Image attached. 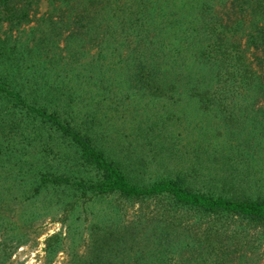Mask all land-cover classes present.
I'll list each match as a JSON object with an SVG mask.
<instances>
[{"label": "trees", "instance_id": "trees-1", "mask_svg": "<svg viewBox=\"0 0 264 264\" xmlns=\"http://www.w3.org/2000/svg\"><path fill=\"white\" fill-rule=\"evenodd\" d=\"M39 1L0 0V22L10 24L9 31L0 32V226L14 230V216L10 213L16 204L21 205L28 198L38 199L43 188L51 192L57 185L66 183L72 184L69 189L81 199L94 201L111 194L141 201L156 199L158 206L163 208L161 216H181L182 213L195 218L228 215L264 225V196L255 195L254 184H250V161L254 153L246 149L226 151L224 157L228 160L236 156L239 164L247 161L244 167L236 169L238 180L233 186L227 185L229 179L218 176L223 184L204 181L203 187L197 188L184 171L173 176L160 174L155 180L141 182L136 175L139 170L129 160L133 157L131 153L139 151L138 145L143 141H162L161 134H153L148 125H139L140 133H131L135 134L131 139L112 137L111 144L115 140L133 143L130 144L134 147L132 151L124 150L126 146L121 149L123 155H119V149L102 141L107 135L100 136L97 131L102 133L100 128L109 117L101 106L116 86L107 73L116 65L129 63L119 55L117 42L119 31L130 24L136 34L133 42L136 45L124 87H131L136 80L138 86L152 95L173 96L187 84L192 96L206 104L208 111L218 114V110H211V105L217 104V108L221 106L226 112L238 101L254 102L264 96V85L258 82V75L251 70L246 57L247 48L235 39L236 35L239 38L246 36L248 45L258 48L264 44V0H232L228 11L204 3L197 10L191 11L194 7H188L184 11L186 3L178 5L179 0H175L176 3L132 0L140 6L138 10L132 9L131 5L124 8L112 5L118 0H49L52 5H60L55 11L60 12L61 19L54 21L53 13L43 15L27 33L29 29L26 30L24 25L36 21L32 7ZM218 1L223 5L226 0ZM170 4L175 7L172 12ZM174 13L180 17L173 18ZM169 33L178 34L179 45L207 42L197 53L206 55L205 60L213 63L207 75L180 73L179 66L185 68L186 63H181L180 52L176 54L177 43L166 44L163 40ZM109 39L116 40V44L109 43ZM153 44L161 46L154 47ZM93 46L99 49L90 58L88 66L92 69L89 73L81 59ZM162 46L166 51L161 54ZM112 55L114 58L107 64L104 60ZM167 62H172V66L166 67ZM84 99L89 102L82 104ZM4 103H10L21 116L20 128L34 131L27 136L28 141L23 139L19 144L15 141L16 135L11 137L17 134L14 127V131L2 127V122H7L8 116L12 115V112L4 111ZM82 116L85 120L79 121ZM48 132L68 141L67 146L77 152L74 164L84 169L70 171L66 165L55 166L39 156L42 150L36 148L41 147L42 141L47 144V138H54L47 135ZM34 141L37 143L31 147ZM66 141L59 142L58 148L66 151L63 145ZM238 147L246 148V145ZM52 148L47 146L43 150ZM57 156L62 158V154ZM87 169L90 172L94 169L95 175H83ZM72 177L78 180L73 182ZM24 218L22 215L20 220ZM119 233L120 230L110 231L93 240L95 252L90 249L80 260H74V264H120L112 262L111 257L124 247V243L134 242L137 237L126 236L124 240L128 231ZM10 236L16 238L17 234ZM9 257L10 247L5 245L0 249V264H6Z\"/></svg>", "mask_w": 264, "mask_h": 264}, {"label": "rangeland", "instance_id": "rangeland-1", "mask_svg": "<svg viewBox=\"0 0 264 264\" xmlns=\"http://www.w3.org/2000/svg\"><path fill=\"white\" fill-rule=\"evenodd\" d=\"M170 1L176 3L175 0ZM188 1L179 0L177 4L186 3L184 11L188 7H194L191 11L197 10L203 3L228 11L232 2L226 0L223 2L225 4L221 5L218 0ZM112 5H119L121 8L131 5L135 10L140 8L132 0H118ZM173 5L170 4L172 8L170 12L175 9ZM58 7H60L58 3L52 5L49 0L34 3L32 14L36 21L24 25V28L28 30L30 26L37 24V19L48 13H53L54 21H59L60 12L55 11ZM172 17L177 18L180 15L174 13ZM0 23L1 33L10 30L8 22ZM29 32L30 29L27 33ZM14 34L16 35V31ZM118 34L117 43L120 45L118 53L129 63L116 65L113 71L107 73L116 86L101 106L102 111L109 115L100 128L102 133L97 130L100 136L107 135L105 138L102 137V141L114 149H119V155H123L124 151L121 149L128 146L124 150L132 151L134 147L130 144L133 143L123 144L115 140L111 144L109 140H114L112 137L115 136L131 139L135 136L131 133H140L139 125H148L153 134H161L162 141L153 143L143 141L138 145L139 151L131 153L133 157L129 160L139 170L136 174L139 180L149 182L157 179L160 174L173 176L178 171H184L189 174L190 181L197 188L203 187L204 181L223 184V180L218 176L229 179L227 185L233 186L234 181L238 180L236 169L244 167L247 161L239 164L236 156L232 158L233 160L230 158L228 160L224 155L231 149L235 151L246 149L254 153L251 156L252 162L250 161L252 165L250 184H254L255 195L264 196V96L258 97L252 101L253 103L238 101L231 104L232 107L226 112L222 111L224 108L221 106L217 108V104L211 105V110H218L219 115L213 110L208 111L206 104L192 96L194 94L187 90V84L173 96L152 95L138 86L136 80L132 82L131 87H124L126 77L130 73L128 68L133 55L132 50L136 45L133 43L136 34L133 33L131 24ZM177 36L178 34L169 33L163 40H166V44L173 41L177 43L176 54L180 52L183 56L181 63H186L185 68L179 66L180 73H186L188 76L207 75L213 63L205 60L206 55H198L207 42L179 45L176 41ZM101 37L103 38L102 35ZM61 38L64 39L62 36ZM235 39L241 42L242 47L247 48L246 57L251 70L258 75V82L264 85V44L258 48L249 46L246 36L239 38V35H236ZM109 43L115 45L116 40L113 42V39H109ZM164 47L160 48L161 54L166 51ZM98 49V46L96 48L93 46L90 53L81 59V63L88 66L91 56L96 55ZM64 53L61 52L63 55ZM113 56L107 57L108 59L104 61L109 64L108 61ZM171 66L172 62L171 64L167 62L166 67ZM88 68L90 73L92 67ZM86 101L89 102L84 99L82 104ZM3 107L5 112L10 111L12 115L8 116L7 122H2V127L6 128V131L15 129L17 134L14 133L11 137L16 135L15 141H19V144L23 139L24 142L28 141L27 136L34 131L20 128L21 124L18 121L21 116L10 103H4ZM18 116V120H14ZM82 119L85 120V117L82 116L78 120ZM49 134L54 138H47V144H43L42 141L41 147L36 148L42 150L39 156L55 166L66 165L70 171L82 169L83 167H79L77 163L74 164L77 152L67 146L68 141L52 132H48L47 135ZM62 141H66L63 144L67 148L66 151L57 146ZM126 142L129 143L128 140ZM133 142L136 143L135 140ZM36 143L34 141L30 146L33 147ZM238 145L241 147L246 145V148H239ZM47 146L53 147V150H43ZM58 153L62 154L61 159L58 158ZM87 174L94 176V169L91 172L89 169L83 172V175ZM76 180H78L76 177H72L73 182ZM63 186L66 188L63 189ZM71 186L70 183L57 185L51 192L43 188L38 199L28 198L21 205L14 206V211L10 215L14 216L12 221L15 229L5 230V225L0 226V249L5 245L10 247V257L6 264H74V260H80L86 252H90V249L95 252L93 246L95 239L110 231L119 230L120 233L128 231L124 240L126 236L137 237L134 242L124 243V247L111 257L112 262L120 264H264V225L228 215L195 218L181 212L183 214L181 216H171L172 214L161 216L163 208L158 206L159 202L156 199L141 201L111 194L93 201L91 198L81 199L75 196L69 189ZM160 203L163 204V201ZM22 215L25 220H20ZM12 233H16L17 237L12 238L10 236Z\"/></svg>", "mask_w": 264, "mask_h": 264}]
</instances>
